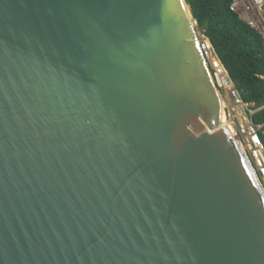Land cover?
<instances>
[{"label":"water","instance_id":"obj_1","mask_svg":"<svg viewBox=\"0 0 264 264\" xmlns=\"http://www.w3.org/2000/svg\"><path fill=\"white\" fill-rule=\"evenodd\" d=\"M186 0H0V264H264V193Z\"/></svg>","mask_w":264,"mask_h":264},{"label":"trees","instance_id":"obj_2","mask_svg":"<svg viewBox=\"0 0 264 264\" xmlns=\"http://www.w3.org/2000/svg\"><path fill=\"white\" fill-rule=\"evenodd\" d=\"M200 30L210 41L244 99L264 106V43L262 37L230 10L232 0H186ZM264 123V107L253 114ZM264 143V134L261 135Z\"/></svg>","mask_w":264,"mask_h":264},{"label":"built area","instance_id":"obj_3","mask_svg":"<svg viewBox=\"0 0 264 264\" xmlns=\"http://www.w3.org/2000/svg\"><path fill=\"white\" fill-rule=\"evenodd\" d=\"M230 10L257 31L264 43V0H232ZM193 24L199 49L220 96L224 120L233 130L264 193V143L261 137L264 134V123L253 121V114L264 106L243 98L216 53L207 29L200 30L196 19Z\"/></svg>","mask_w":264,"mask_h":264},{"label":"bare ground","instance_id":"obj_4","mask_svg":"<svg viewBox=\"0 0 264 264\" xmlns=\"http://www.w3.org/2000/svg\"><path fill=\"white\" fill-rule=\"evenodd\" d=\"M194 23V22H193ZM193 27H194V24H193Z\"/></svg>","mask_w":264,"mask_h":264}]
</instances>
